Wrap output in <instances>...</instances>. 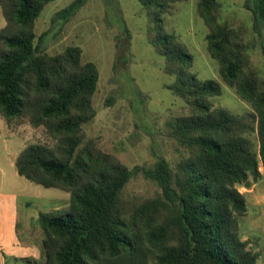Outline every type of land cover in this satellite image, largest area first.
Listing matches in <instances>:
<instances>
[{"label": "trees", "instance_id": "16d2710c", "mask_svg": "<svg viewBox=\"0 0 264 264\" xmlns=\"http://www.w3.org/2000/svg\"><path fill=\"white\" fill-rule=\"evenodd\" d=\"M53 0H0V117L43 128L55 144H29L18 155L20 177L69 193L67 209L36 216L42 235L40 262L31 264H257L258 236L241 239L238 219L247 206L238 186L260 179L264 168V77L253 67L242 32L220 21L217 0H198L195 13L207 28L208 55L221 81L251 112L242 116L214 108L218 82L190 72L192 56L164 16L184 0H137L149 20L147 42L163 58L166 86L186 113L168 122L181 151L171 166L162 157L148 168L129 169L85 139L95 116L93 96L99 72L82 61L81 49L66 46L49 54L34 27ZM85 3L72 0L53 14L65 24ZM254 25L264 27V0H244ZM122 28L128 31L123 23ZM264 52V46H262ZM21 124V123H20ZM142 172L157 192L126 198L124 188Z\"/></svg>", "mask_w": 264, "mask_h": 264}, {"label": "rangeland", "instance_id": "374dc122", "mask_svg": "<svg viewBox=\"0 0 264 264\" xmlns=\"http://www.w3.org/2000/svg\"><path fill=\"white\" fill-rule=\"evenodd\" d=\"M72 0L49 2L34 27L36 36L47 33L44 39L49 54H57L66 46H77L82 61L93 62L99 81L93 96V119L84 125L85 139H92L104 152L112 154L129 169L148 168L155 157L164 158L171 166L179 160L181 151L172 140L168 122L184 115V102L166 88L175 81L163 72L164 60L147 42L149 20L137 0H85L80 10L65 24L52 22L53 14ZM198 0H184L172 4L164 16L166 32L175 34L192 56L190 72L199 80L219 83L221 94L210 98L214 108H223L242 116L251 112L249 104L239 99L234 89L220 79L218 64L206 50L207 28L195 13ZM221 6L220 21L242 32L243 43L253 67L264 77V27L254 25L244 0H217ZM123 23L128 31L122 28ZM0 12V29L4 26ZM19 125L28 144L53 145L43 128H32L26 122ZM27 182V211L25 197L20 199V226L24 227L26 213L36 217L39 212L58 215L67 209L69 193L44 188ZM157 188L135 172L124 188L126 198H146Z\"/></svg>", "mask_w": 264, "mask_h": 264}, {"label": "crops", "instance_id": "0c3cea01", "mask_svg": "<svg viewBox=\"0 0 264 264\" xmlns=\"http://www.w3.org/2000/svg\"><path fill=\"white\" fill-rule=\"evenodd\" d=\"M14 123L0 117V264H31L27 260L40 262L42 259V235L36 217L30 212L26 213L24 227L20 226V199L27 200L31 194L27 182L18 175L15 162L28 139L19 133L22 125ZM259 173V180L249 178L248 185L238 186L247 206L246 214L238 219V228L243 240L258 236L257 264H264V168L259 167ZM29 204L27 200V211L31 208Z\"/></svg>", "mask_w": 264, "mask_h": 264}, {"label": "water", "instance_id": "95a60500", "mask_svg": "<svg viewBox=\"0 0 264 264\" xmlns=\"http://www.w3.org/2000/svg\"><path fill=\"white\" fill-rule=\"evenodd\" d=\"M245 185H248V182H246Z\"/></svg>", "mask_w": 264, "mask_h": 264}]
</instances>
